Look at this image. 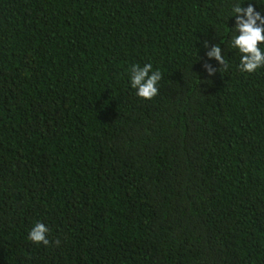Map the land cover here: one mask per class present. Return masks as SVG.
Here are the masks:
<instances>
[{
  "label": "trees",
  "instance_id": "16d2710c",
  "mask_svg": "<svg viewBox=\"0 0 264 264\" xmlns=\"http://www.w3.org/2000/svg\"><path fill=\"white\" fill-rule=\"evenodd\" d=\"M235 2L0 0V264H264V68L239 71Z\"/></svg>",
  "mask_w": 264,
  "mask_h": 264
},
{
  "label": "clouds",
  "instance_id": "9594fccd",
  "mask_svg": "<svg viewBox=\"0 0 264 264\" xmlns=\"http://www.w3.org/2000/svg\"><path fill=\"white\" fill-rule=\"evenodd\" d=\"M245 4L235 2L231 6L230 15L235 21L231 28V48L239 54V71L252 74L264 68V6L256 0ZM220 44L210 45L203 40V47L209 60H215L219 65L227 67ZM202 61V57H201ZM208 76L215 74L216 69L211 64H204ZM162 79L159 69H154L151 63L140 66L133 64L129 71L130 87L135 90L137 97L150 100L158 93V86ZM48 227L41 221H36L28 232V239L34 244L47 245Z\"/></svg>",
  "mask_w": 264,
  "mask_h": 264
}]
</instances>
